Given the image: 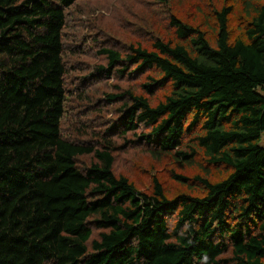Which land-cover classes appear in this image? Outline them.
I'll return each mask as SVG.
<instances>
[{"label":"trees","instance_id":"obj_1","mask_svg":"<svg viewBox=\"0 0 264 264\" xmlns=\"http://www.w3.org/2000/svg\"><path fill=\"white\" fill-rule=\"evenodd\" d=\"M84 1L0 0V264H264V0Z\"/></svg>","mask_w":264,"mask_h":264},{"label":"rangeland","instance_id":"obj_2","mask_svg":"<svg viewBox=\"0 0 264 264\" xmlns=\"http://www.w3.org/2000/svg\"><path fill=\"white\" fill-rule=\"evenodd\" d=\"M113 1L116 0H86L83 3V5L86 8V14L89 12L95 11V10H105V12H102V19L105 17H113L114 15L118 16L120 18L121 23H117L116 25L118 28H120L123 23L128 19V16L125 17L124 15L126 13L125 9L119 8L120 11H122L121 14L116 13V11L113 10V7H115L117 3H119V0L114 4ZM205 0H170V8L174 9L176 12L181 14L184 17L188 16H195L197 5H204ZM156 10L152 9V16L154 15L155 11H159L160 13H163V10L161 8H155ZM101 12V11H100ZM86 17V16H84ZM105 21H108L107 18L104 19ZM133 20H129L128 23L132 24ZM233 32L235 34L238 33V22L236 17L233 18ZM69 32H74L76 29V22H71V27L67 28ZM123 31L131 34L133 36V29L128 28L124 29ZM151 32V29L149 30V34ZM127 34V35H129ZM132 39L130 36H125V41H128ZM263 92V91H260ZM69 112V116H70ZM69 120V119H67ZM172 162L171 160L167 159H160L156 160L154 157H152L150 154L146 153L143 150H133L132 152H125L124 154L117 152L116 154V170L122 171L126 175H129L132 179L136 181L138 186L142 189H151V177L155 176L156 174L161 176L163 179L169 175L170 170L172 168ZM174 167V166H173ZM193 170V169H190ZM160 173V174H158ZM167 189L169 190L171 195H175L177 193L182 192V189L178 184L173 183L172 181L166 183Z\"/></svg>","mask_w":264,"mask_h":264}]
</instances>
